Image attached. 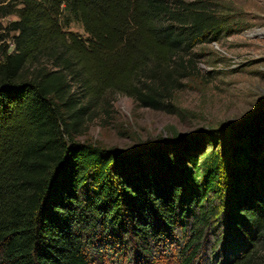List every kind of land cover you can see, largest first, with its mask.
<instances>
[{"label": "trees", "instance_id": "obj_1", "mask_svg": "<svg viewBox=\"0 0 264 264\" xmlns=\"http://www.w3.org/2000/svg\"><path fill=\"white\" fill-rule=\"evenodd\" d=\"M223 30L201 2L0 0V264H92L106 251L153 264L192 221L190 264L222 208L248 241L229 264H257L264 128L175 135L130 154L76 140L116 93L173 113L195 50Z\"/></svg>", "mask_w": 264, "mask_h": 264}, {"label": "rangeland", "instance_id": "obj_2", "mask_svg": "<svg viewBox=\"0 0 264 264\" xmlns=\"http://www.w3.org/2000/svg\"><path fill=\"white\" fill-rule=\"evenodd\" d=\"M186 1L201 2L216 13L224 30L219 42L195 50L196 69L170 100L174 112L143 107L116 93L107 104L93 108L84 117L77 142L130 154L175 135L212 134L222 141L225 133L220 132L224 129L227 133L229 129L244 132L246 127L264 128V0ZM9 20L2 23L6 25ZM68 30L87 37L76 21H71ZM205 146L216 147L209 139ZM191 224L176 234L173 245L155 253L153 264H187L193 249L186 251L192 240ZM247 243L246 236L232 224L231 210L222 208L190 264H229L242 254ZM260 243L255 261L264 264V238ZM121 257L108 251L103 256L93 254L92 264H144L146 259L135 254Z\"/></svg>", "mask_w": 264, "mask_h": 264}]
</instances>
